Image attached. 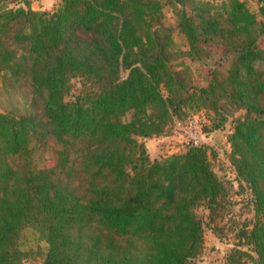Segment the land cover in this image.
<instances>
[{"label": "trees", "instance_id": "1", "mask_svg": "<svg viewBox=\"0 0 264 264\" xmlns=\"http://www.w3.org/2000/svg\"><path fill=\"white\" fill-rule=\"evenodd\" d=\"M31 1L0 0V89L32 94L23 111L0 112V264H22L17 243L29 226L48 245L42 264L196 259L204 232L195 209L214 221L227 189L204 146L150 159L138 139L165 136L190 108L218 113L221 104L244 111L229 160L253 199L242 235L264 264V0L258 14L242 0H174L183 52L160 0H60L52 11ZM179 55L232 61L195 88L187 68L172 65ZM31 143L51 148L50 165L33 163Z\"/></svg>", "mask_w": 264, "mask_h": 264}, {"label": "rangeland", "instance_id": "2", "mask_svg": "<svg viewBox=\"0 0 264 264\" xmlns=\"http://www.w3.org/2000/svg\"><path fill=\"white\" fill-rule=\"evenodd\" d=\"M247 9L258 14L261 5L260 0H242ZM60 0H32L31 7L35 11H52ZM163 12V24L172 30V37L176 49L186 51L188 44L185 37L179 32L176 18V10L180 9L174 0H160ZM259 20H261L258 17ZM263 21V20H262ZM258 45L264 48V37L258 40ZM232 61L231 56H213L201 59H189L179 55L172 61L175 69L187 68L192 86L195 88L206 87L209 80V72L216 69L226 74ZM1 84V78H0ZM80 87V80L71 81V89L67 95L69 100ZM32 94L24 87H8L6 91L0 89V112L16 114L23 111L31 104ZM218 113L204 108H190L186 119L197 117L203 120L199 142L207 150L211 167L227 189L225 207L220 215L210 221L208 210L205 206L195 209L198 219L201 221L204 232V245L202 253L188 262V264H257V256L252 250L242 232H247L254 219L253 199L248 186L241 181L230 163V145L227 141L232 130L234 120L241 118L244 111H232L222 105ZM225 118L222 125L215 127ZM175 122V121H174ZM172 122V123H174ZM145 145L150 159H159L172 153L183 152L187 147L185 136L173 133V124L165 136L138 139ZM31 159L34 164L46 167L52 163V150L50 147L36 148L30 144ZM18 251L24 254L22 264H42L47 253L48 245L38 229L26 227L17 243ZM246 252L239 256L235 251Z\"/></svg>", "mask_w": 264, "mask_h": 264}, {"label": "built area", "instance_id": "3", "mask_svg": "<svg viewBox=\"0 0 264 264\" xmlns=\"http://www.w3.org/2000/svg\"><path fill=\"white\" fill-rule=\"evenodd\" d=\"M203 120L197 117H189L184 121H175L173 123V133L185 136L187 146H201L199 136L201 135V124Z\"/></svg>", "mask_w": 264, "mask_h": 264}, {"label": "crops", "instance_id": "4", "mask_svg": "<svg viewBox=\"0 0 264 264\" xmlns=\"http://www.w3.org/2000/svg\"><path fill=\"white\" fill-rule=\"evenodd\" d=\"M31 9H33V6L31 7Z\"/></svg>", "mask_w": 264, "mask_h": 264}]
</instances>
